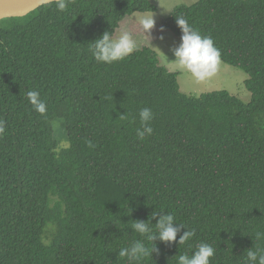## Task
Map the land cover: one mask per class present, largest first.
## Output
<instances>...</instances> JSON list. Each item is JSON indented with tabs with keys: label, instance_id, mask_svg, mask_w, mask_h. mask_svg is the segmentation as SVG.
I'll use <instances>...</instances> for the list:
<instances>
[{
	"label": "trees",
	"instance_id": "trees-1",
	"mask_svg": "<svg viewBox=\"0 0 264 264\" xmlns=\"http://www.w3.org/2000/svg\"><path fill=\"white\" fill-rule=\"evenodd\" d=\"M157 10L150 0H71L63 13L51 3L0 21V264H129L119 250L142 239L130 222L154 211L195 236L155 241L140 264H177L201 242L216 249L211 264H247V250L264 248L255 239L264 232V0H198L163 23L181 37L175 18L184 17L211 37L221 61L249 75V103L227 91L182 93L150 47L94 60L89 43ZM144 107L153 134L140 139Z\"/></svg>",
	"mask_w": 264,
	"mask_h": 264
},
{
	"label": "clouds",
	"instance_id": "clouds-1",
	"mask_svg": "<svg viewBox=\"0 0 264 264\" xmlns=\"http://www.w3.org/2000/svg\"><path fill=\"white\" fill-rule=\"evenodd\" d=\"M70 2L71 0H54L56 9L60 13L67 10ZM175 20L181 31V38L179 45L171 49L175 58L171 63H174L179 69L190 72L198 81L212 77L221 61L219 48L215 46L211 37L202 35L189 24L186 18L176 17ZM137 23L143 37L151 45L153 39L151 33L156 24L154 15L142 14L137 18ZM160 31L163 33L165 30L161 28ZM159 39L163 40L164 36L161 35ZM89 44L94 60L103 64L122 61L139 48L138 40L127 29L121 30L119 35L115 37L113 32H105ZM26 95L35 112L41 115L46 114L47 105L41 98L39 91L28 90ZM120 118L124 119L125 115H121ZM139 119L141 128L136 130L137 136L143 139L146 135H152L153 128L149 125L153 119L152 109L148 107L140 109ZM5 131V121L0 119V135H3ZM129 209L131 215L132 209ZM160 213L162 212L154 211L147 222L140 220L130 222L131 229L138 233L142 239L134 240L129 246L122 247L118 252L119 257H126L129 264H140L145 258L152 257V254L158 251L155 241L158 240L166 245L177 243L180 246L195 236V230H186L184 225L176 223L174 215L169 213L160 215ZM152 220H157L155 225L151 223ZM182 229L185 231L181 235ZM178 236L179 239L177 240ZM255 239L257 241L264 240V232H257ZM246 252L247 264H264V248H257L256 250L251 248ZM215 254L216 249L211 244L201 242L191 255H179L177 264H211Z\"/></svg>",
	"mask_w": 264,
	"mask_h": 264
},
{
	"label": "rangeland",
	"instance_id": "rangeland-1",
	"mask_svg": "<svg viewBox=\"0 0 264 264\" xmlns=\"http://www.w3.org/2000/svg\"><path fill=\"white\" fill-rule=\"evenodd\" d=\"M154 3L158 10L157 12L148 13H136L124 19L120 24V28L117 30L118 36L121 30L127 29L139 42V48L150 47L155 50L161 61V64L169 69L171 72H177L179 74L178 81L181 92L188 96H201L202 94L215 92V91H227L230 94L240 98L242 101L249 103L252 99V93L246 87V81L249 79V75L244 70L225 64L220 61L215 74L203 81H198L187 70L179 69L174 63H171L175 58L172 55L171 49L178 46L180 38L171 31L163 28V23L169 17L171 12L181 5H191L198 0H150ZM142 14H152L156 21L155 28L151 35L153 37L151 45L147 43L146 38L143 37L140 26L137 23V18ZM165 31L162 33L160 29ZM163 35L164 39L160 40L159 37ZM114 36V37H115ZM155 47V48H153ZM54 134L56 139L60 142L61 148L69 146L67 141V132L63 121L56 120L53 123Z\"/></svg>",
	"mask_w": 264,
	"mask_h": 264
},
{
	"label": "water",
	"instance_id": "water-1",
	"mask_svg": "<svg viewBox=\"0 0 264 264\" xmlns=\"http://www.w3.org/2000/svg\"><path fill=\"white\" fill-rule=\"evenodd\" d=\"M54 0H0V21L10 18L26 17Z\"/></svg>",
	"mask_w": 264,
	"mask_h": 264
}]
</instances>
